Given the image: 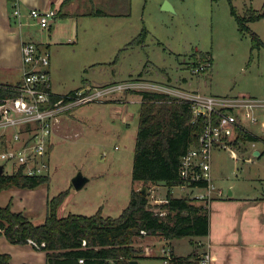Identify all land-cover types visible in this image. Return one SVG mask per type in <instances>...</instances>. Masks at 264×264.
<instances>
[{
    "label": "rangeland",
    "instance_id": "rangeland-1",
    "mask_svg": "<svg viewBox=\"0 0 264 264\" xmlns=\"http://www.w3.org/2000/svg\"><path fill=\"white\" fill-rule=\"evenodd\" d=\"M94 2L96 9H102L107 16L88 14L93 10L90 0H73L60 15L50 19L48 26L42 27L27 18L22 27V38L35 41L42 52L50 55L47 68L53 90L66 92L87 84L116 86L103 100L81 104L71 116H66L61 132L53 137L49 183L35 188L15 186L0 192V205L12 202L13 209L25 211L33 221L41 222L47 214L48 199L65 189L68 194L58 210L61 216L91 215L101 208L104 214L116 217L128 205L134 186L136 190L145 186L148 193L153 187L157 197L167 195L168 186L159 183L146 186L132 179L142 99L139 93L127 90L264 99V0ZM250 7L263 14L247 23L261 37L259 45H254L252 32L240 29L236 18L237 14L245 15ZM139 37L141 40L137 42ZM197 51L212 54V65L204 72L193 66L191 55ZM22 78L23 68L0 64L1 83L13 84ZM238 113L246 128L259 139L242 143L240 148L239 145L238 159L231 155L230 149L216 147L213 182L225 192L233 188L235 196L249 193L262 197L264 107L254 109L257 123L241 110ZM255 148L262 153L255 155ZM12 172L13 168L7 165L6 173ZM79 172L89 178L82 188L73 184ZM173 193L180 196L184 190L176 187ZM191 238H175L176 252L188 255L197 250L202 254V244L196 245ZM140 241L136 238L135 244L140 245ZM167 245L170 246L164 244ZM18 247L25 250L20 257L27 264H44V250L37 251L25 244ZM154 247L152 252L162 254V242ZM161 261L159 257L151 263ZM110 263L117 264L113 260Z\"/></svg>",
    "mask_w": 264,
    "mask_h": 264
},
{
    "label": "trees",
    "instance_id": "trees-1",
    "mask_svg": "<svg viewBox=\"0 0 264 264\" xmlns=\"http://www.w3.org/2000/svg\"><path fill=\"white\" fill-rule=\"evenodd\" d=\"M233 11H236L235 7ZM93 14L106 15V12L96 9ZM262 16L254 7H250L245 15H236L240 29L252 32L254 45L261 44L262 40L247 23ZM140 40L141 37L137 42ZM191 58L199 72L208 70L213 61L210 52L197 51ZM46 87L51 89V86ZM127 92L139 93L142 99L132 179L146 186L164 182L169 187V202L151 205L148 193L136 190L134 186L128 205L116 217L104 214L101 208L91 215L70 213L60 216L59 207L68 194L65 189L48 199L46 218L40 224L35 223L25 211L14 210L12 202L0 205V237L5 235L10 242L20 244L28 243L29 238L38 243L45 242L40 249L46 251L47 264H111L112 260L117 264H130V260L142 257L143 249L135 244L138 235L144 236L142 229L147 231V235H161L169 240L209 234V205L198 203L189 195L175 196L172 189L180 182L181 157L190 146L198 144L206 118H195L189 102L168 92L133 89ZM15 94L11 88L0 87V96ZM76 107L65 114L71 116ZM237 130V137L232 142L237 149L242 143L259 139L255 133ZM54 145V142L49 145V153H52ZM50 181L49 173L29 176L22 170L2 172L0 192L15 186L35 188ZM164 208L168 210L165 216L155 214V209ZM84 239L86 246L82 244ZM199 255L197 250L188 255H177L173 251L169 262L163 264H200ZM0 264H12L11 255L0 253Z\"/></svg>",
    "mask_w": 264,
    "mask_h": 264
},
{
    "label": "built area",
    "instance_id": "built-area-1",
    "mask_svg": "<svg viewBox=\"0 0 264 264\" xmlns=\"http://www.w3.org/2000/svg\"><path fill=\"white\" fill-rule=\"evenodd\" d=\"M14 14L19 17L22 25L23 14L19 7L14 9ZM55 15L53 8H32L29 11V17L42 27L48 26ZM21 52L24 63L22 80L13 84L0 82V87L16 91L15 95L0 96V166L3 167V172L10 165L13 168L12 173L22 170L23 174L29 176L48 174V148L54 142V134L62 130V123L67 116L65 112L87 102L101 101L107 91L101 87H88L57 94L46 87L50 86V73L47 68L50 55L39 51L37 44L31 40L22 42ZM174 94L189 102L194 117H205L206 124L198 144L190 146L181 157L180 182L173 187L186 191L185 194L195 198L198 203L209 205L216 189L212 174L214 149H230L231 155L238 159L237 148L232 144L237 137V129L249 131L238 110L253 123H257L254 109L264 107V99L215 97L190 92ZM47 103L50 105H46ZM261 140H264V134ZM198 189L203 191L196 192ZM219 195L224 196L220 190ZM148 197L151 205L169 202L167 195L157 197L153 187L150 188ZM167 213V208L155 209V214L159 216ZM141 234L147 235V231L142 229ZM28 243L37 249L45 245V242L38 243L32 238L28 239ZM82 244L87 245L86 239ZM161 252L163 262L168 263L172 248L163 246ZM199 257L200 264H211L209 252H204ZM80 261L83 262L84 259L81 258Z\"/></svg>",
    "mask_w": 264,
    "mask_h": 264
},
{
    "label": "crops",
    "instance_id": "crops-1",
    "mask_svg": "<svg viewBox=\"0 0 264 264\" xmlns=\"http://www.w3.org/2000/svg\"><path fill=\"white\" fill-rule=\"evenodd\" d=\"M64 1L65 0H17L11 2L10 0H0V64L23 68L24 63L22 60L21 44L27 41V39L22 38V27L26 24L25 22H28L27 18H30L29 11L32 8H39L42 10L53 8L56 11V15H60L64 6L73 0ZM90 1L92 2L93 10L88 14L92 16H107V13L106 15H94L93 12L96 10L95 2L94 0ZM116 4L117 2L115 1L114 5ZM16 7H19L22 11V25L19 23V17L14 14V9ZM58 7H60V9ZM37 46L39 48L38 44ZM39 51H41L40 48ZM50 86L51 90L57 94H65L72 90H77L72 89L66 92H57L53 90L51 77ZM88 87H90V85L88 86L87 84L82 89ZM118 87L124 88V86L120 84H118ZM101 88H105L107 92L112 90L113 93L116 86L108 85L107 87ZM107 92L104 97L107 96ZM65 119L66 117L64 120ZM259 150L258 148L253 149L254 154L256 155L257 151L261 154L262 152ZM159 184H162L163 187L167 186L164 182H160ZM175 188L172 189L174 190ZM219 190L222 191L223 197H220ZM230 190L232 191L231 195L229 193ZM185 193L186 191L180 196L186 195ZM209 207V234L204 236H192L191 239L196 242V245L202 244V253L209 252L211 254V264H264V196L254 197L249 193L235 196L233 188L225 192L216 187L213 197L210 199ZM45 218L41 222H34L37 224L43 223ZM146 236H150L151 238H147L145 235H138L136 237L141 239L140 245L136 246L143 249L141 254L142 257L138 259L140 264H152L151 262H153L154 258L162 257L161 254L152 252L157 242H162L163 246L166 243H169L170 246L173 244L172 249L174 253L183 255L176 252L175 239L169 240L161 235ZM152 241H154V243H151ZM21 245L24 244L12 243L4 235L0 237V253H9L11 255L12 264H27L24 258L20 257L21 253L25 251L18 247ZM25 245L37 251L43 250L35 249V247L29 243H25ZM44 252L46 254L45 250ZM143 259H146V263H142ZM44 264H47V256L44 260ZM160 264H163V259Z\"/></svg>",
    "mask_w": 264,
    "mask_h": 264
},
{
    "label": "water",
    "instance_id": "water-1",
    "mask_svg": "<svg viewBox=\"0 0 264 264\" xmlns=\"http://www.w3.org/2000/svg\"><path fill=\"white\" fill-rule=\"evenodd\" d=\"M259 152H256V155H258ZM3 172V167L0 166V174ZM89 180L87 176H85L82 172H79L76 174V176L73 179V184L75 185L76 188H82L86 182ZM143 193H147V187L142 188ZM230 195L232 194V191H229ZM130 264H140L138 259H132L130 260Z\"/></svg>",
    "mask_w": 264,
    "mask_h": 264
}]
</instances>
